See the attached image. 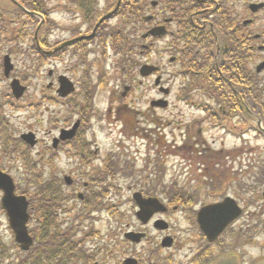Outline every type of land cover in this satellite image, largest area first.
<instances>
[{
    "label": "flooded vegetation",
    "instance_id": "flooded-vegetation-1",
    "mask_svg": "<svg viewBox=\"0 0 264 264\" xmlns=\"http://www.w3.org/2000/svg\"><path fill=\"white\" fill-rule=\"evenodd\" d=\"M56 3H67L76 13H86L87 19L85 24L90 25L91 21L102 18L108 14L112 8L118 3V0H108L100 6L97 2L93 13H91V0H52ZM174 0H166L171 3ZM186 1V0H185ZM193 2V9L195 10L196 21L202 20L203 24L207 23L210 27L215 26L221 30L229 29L236 30V38L238 45L243 43V47L249 45L252 39L259 40V50L264 53V0H189ZM257 4L258 11L252 12L251 5ZM244 5L248 10V16L245 13ZM241 6L242 10L234 15L235 7ZM154 6L150 10L153 15ZM234 15V17H233ZM245 15V17H243ZM257 17L260 19L259 33L254 36L251 33V25L255 24L251 18ZM251 21V22H250ZM59 58V54L55 56ZM88 71L86 72V74ZM132 93V88L129 93ZM75 93L74 95H76ZM78 103L71 100L70 106L77 107L78 113L73 118L65 121L71 128L74 123H79L76 134L71 140L59 142L55 148L57 153L71 154L74 151V156L91 159L97 155L98 150H91L97 146V143L91 139H84L83 135L89 130V119L91 114L93 119L98 123L97 129L100 131L101 115L99 114L100 101L89 96L84 88H81L77 95ZM88 101L91 104L88 106ZM55 106L58 104V98L55 97ZM113 105L111 102L110 106ZM241 110L245 111V99L242 98ZM121 110L132 112L127 106H119L115 109L116 122L121 120L119 112ZM109 116L112 117L113 108L109 107ZM107 111V112H108ZM58 123V119L55 120ZM117 126V125H116ZM57 126L55 132H57ZM57 136V134H55ZM76 148V149H75ZM185 144L182 149H186ZM227 163L225 167L227 171H218L221 174V186L218 187L214 181V174L216 172L206 171L201 175L203 180V191H207L210 195L217 197L216 201L220 202L226 197L234 198L235 206L239 207L241 211L238 219L227 224L226 228L213 240L208 236L204 230L203 225H210L212 229L218 228L220 223H226L227 215L217 213L216 216L203 215L198 218L197 211L192 209V206L199 208L203 206L202 200L197 202L195 199H184L180 204L171 203L164 199L168 204L167 211L155 214L148 222L140 221V230L136 232L145 234L144 238L133 245V252L131 256L127 253L124 259L131 257L134 261L131 264H210L219 257L234 255L240 259L243 264H259L264 262V172H254L251 174L250 182L253 184L247 189L241 190L236 194L234 192L233 183V160L234 157L227 156ZM262 169L264 171V162ZM227 173L228 179L224 177ZM157 178L154 172L148 174H140L137 179L139 189L146 193L152 190L151 185L154 179ZM230 179V180H229ZM184 194L188 193V188L182 189ZM261 193V194H260ZM227 195V196H226ZM221 196L222 198H219ZM225 196V197H224ZM163 201V200H162ZM163 201V202H164ZM231 209H235L231 205ZM260 210V212H259ZM219 214V215H218ZM228 214V213H227ZM164 220L159 224L157 221ZM153 234L157 235L155 239ZM257 251L256 256L252 259L250 250ZM123 257V256H122ZM121 260L119 264H128V262Z\"/></svg>",
    "mask_w": 264,
    "mask_h": 264
},
{
    "label": "rangeland",
    "instance_id": "rangeland-1",
    "mask_svg": "<svg viewBox=\"0 0 264 264\" xmlns=\"http://www.w3.org/2000/svg\"><path fill=\"white\" fill-rule=\"evenodd\" d=\"M0 5L2 7H4V3H0ZM49 8H52L51 6L48 5ZM3 14H6V10L2 11ZM13 16L11 15H5V17L1 16V12H0V33L4 31V24L6 23L7 26L9 25V21L8 19H10L11 21H15L16 19L12 18ZM3 18V19H2ZM61 23L64 24V20L61 21ZM55 24V23H54ZM116 22H112V25H115ZM61 25H54V27H58ZM69 26V24L67 23L66 25H64L63 27ZM13 28H16V23L13 24L12 26ZM9 28V26H8ZM60 37V38H59ZM57 38H59L60 40L63 39L62 35L59 33V31H53L52 35H49L48 41L50 44H52L53 42L55 43V41ZM55 40V41H54ZM32 41H30L29 43H31ZM135 43V42H134ZM18 44H26L23 40H20V42ZM136 44V43H135ZM97 45V44H96ZM137 45V44H136ZM25 47V46H23ZM137 47L139 48V46L137 45ZM9 48H6V50H8ZM96 48H93V54H89L87 55V59L90 62H95L96 66L94 67V70L98 69V64H99V56H98V52H95ZM169 50L167 49V45H166V41H161L156 45L155 48V55L152 57L147 58L146 56L142 57L141 55H139V53L141 52L140 50H138V56H137V61L138 63H142V62H146V61H152L158 64H161V66H163L164 69V79L165 81H169L170 77V72L172 71H176L177 68L176 67H170L169 65V60H170V55H169ZM2 52V51H1ZM19 52L23 53L26 52L29 55H32L31 51H28L27 48H19ZM3 54V53H2ZM106 59L105 62L108 63L107 64V68L108 71L111 73L110 75H113L111 77H113V79L111 81H109L107 87L106 85H104L105 87L100 85V90L97 93V100H100L101 102L104 101L105 106L107 107L108 103H109V92H121L123 91V86H121V74L119 69L117 68V63L120 60V56H118L117 54H115L113 51H109L107 52V54L105 55ZM22 58V55H18L17 58H13V62L15 64L16 69L19 70V72H16L15 75L19 76V74H21V72L25 69H29L31 67L30 66H26V64L24 62H20V59ZM35 57L32 58V60H34ZM36 65L38 66L40 64V62H38L37 60H35ZM50 66H48L49 68ZM67 67V64L63 63L60 67L61 70H65ZM47 68V64L43 67V69ZM107 76L108 73H107ZM0 77L2 79V81L0 82V86H1V91L2 92H8V83L7 80L3 77V69L2 71H0ZM94 78L96 79V76H94ZM142 79L139 78V81H141ZM138 81V80H137ZM154 82H155V78H152L151 80L146 81L143 86H145V88L141 89V92H144L145 90H147L149 92V94L147 95V97L149 98H153V96H157L158 90L154 89L153 90V86H154ZM169 84V85H168ZM44 85V81L41 79L36 78L33 82V88L31 90V93L28 95L26 101L22 102L21 104H18L16 106V109L10 108V107H6V113L8 115V117L10 118V121L12 122V124L15 126L16 131L15 133L18 134L19 131H21L22 129H24L27 126V118H25V116L28 115V113L33 114L32 111L27 110H18V109H23L26 108V106L31 102L34 101V93L35 92H39L40 89L43 87ZM166 87H171V90L173 91V95L171 96V99H169L172 102V106L169 110L164 111L159 109L158 111L155 112H150L151 116V120L152 121H156L157 123H155L154 125L151 126V129L154 130L153 132V138L156 141H161L163 144H165L166 150H167V154L169 155V163H168V168L169 171L171 173H175V174H187L188 172H190V169L192 167H195L196 169L201 165L202 169L200 171L204 170V166L208 167L207 165H205L204 162L206 163H211V165L209 166L211 169L213 170H217L214 163L217 161V159L215 158H210L207 159V161H204L202 159H199L198 161L200 163H196L197 161V157H196V153H188V152H181V150H179L177 148V145H181V142H184V132L182 131V129H180V124L181 121H185V122H190V121H194L196 118V116H200L201 114L198 115V112H195L192 109L187 108L186 106H184L182 103H178L176 101V97L179 95V92H182L181 89L184 86V82L181 79H177L175 82H173L171 84V82L165 84ZM140 87H137V92H139ZM129 98V97H128ZM131 98L127 99V101H130ZM11 104H14L13 102H10ZM145 105L142 104V107H140L141 111H145ZM135 108H138L135 107ZM153 117V118H152ZM241 125L238 126V128H240ZM14 128V129H15ZM203 134L204 139H207L210 143H212L216 148L219 149L220 148V144L225 141L226 139V133H224L223 131H220L218 129L215 130H204L203 132H201ZM197 134L199 135L200 132L198 131ZM197 135H195L194 138H196ZM117 138L115 136V134L109 135L108 133V138L105 142V145L112 139ZM186 138H189V135L186 134ZM193 138V139H194ZM245 142L248 143V145L245 146L246 150H250L252 151V149H254L255 147H261L263 146V142L260 140H256V137L254 135H250L249 137L245 138ZM214 141H216L217 143H214ZM227 142L229 144L232 145H237V146H241L242 142L244 141H239L236 139H232V138H228ZM138 145V144H137ZM139 150L141 151V154L144 152L145 147L139 145ZM229 148V147H226ZM133 151H135L136 149H132ZM198 152L202 151V148H198L197 149ZM177 154V155H176ZM128 155V154H127ZM132 158L135 160L134 156H132ZM252 158V157H250ZM5 159L2 156V149H1V143H0V167H4L6 170H9V172L13 175L16 176V179H19L22 174L25 172L24 171V166L22 164L21 161L16 160V161H12L13 162V166L12 169H10L7 165V162L4 163ZM66 158L63 159L62 164H60V167L62 169H64L65 165H64V161ZM138 165L140 167H143V160H145L143 157H138ZM242 163H240V160H237L234 162V170L237 171L238 169H240V165ZM4 165V166H3ZM9 168V169H8ZM198 173V172H197ZM183 178V177H182ZM1 193H0V201H1ZM71 205V203H70ZM117 214V213H116ZM115 222L113 221V219L111 220V222H109V217L107 214L101 215L100 220L98 221V223H96L94 225V229H96V231L100 232L99 238H94L93 241H91V243L88 245L89 249H95L97 250L99 248V245L103 244L104 241L100 239V237L103 235H106L108 233H112L114 228H115ZM0 243H2L3 247H6V249H8L9 255L15 257V256H19L20 254V250L16 247L15 245V239H14V235L12 234V231L9 228V224H8V219L4 214L0 213ZM257 251L255 250H251V255L252 257L256 256Z\"/></svg>",
    "mask_w": 264,
    "mask_h": 264
},
{
    "label": "trees",
    "instance_id": "trees-1",
    "mask_svg": "<svg viewBox=\"0 0 264 264\" xmlns=\"http://www.w3.org/2000/svg\"><path fill=\"white\" fill-rule=\"evenodd\" d=\"M186 11H179L183 14H179L176 19L180 28L185 30V35L191 29L190 15L185 14ZM193 64L194 62L190 59L188 66L195 68ZM251 90L256 93V101L259 102L260 94L254 89L253 84H251ZM6 140L8 141L7 138ZM91 259L90 255H86L77 248L75 242L69 243L66 239H39L24 258H13L7 249H0V264H89Z\"/></svg>",
    "mask_w": 264,
    "mask_h": 264
},
{
    "label": "water",
    "instance_id": "water-1",
    "mask_svg": "<svg viewBox=\"0 0 264 264\" xmlns=\"http://www.w3.org/2000/svg\"><path fill=\"white\" fill-rule=\"evenodd\" d=\"M17 82V81H16ZM17 92L24 91V88H19L18 83L14 84ZM0 189L4 190L5 196L3 198V205L8 211L11 218V225L16 232V240L21 244L23 249H28L32 244V239L29 237L26 222L28 216L26 215L28 203L25 198H17L14 196V184L12 179L0 173ZM216 264H238L236 259L227 258L222 259Z\"/></svg>",
    "mask_w": 264,
    "mask_h": 264
}]
</instances>
